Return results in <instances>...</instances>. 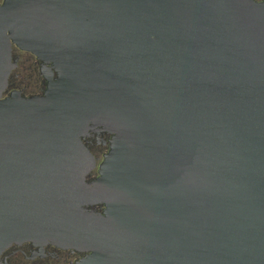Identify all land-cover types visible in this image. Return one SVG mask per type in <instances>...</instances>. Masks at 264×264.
Instances as JSON below:
<instances>
[{
    "label": "water",
    "instance_id": "95a60500",
    "mask_svg": "<svg viewBox=\"0 0 264 264\" xmlns=\"http://www.w3.org/2000/svg\"><path fill=\"white\" fill-rule=\"evenodd\" d=\"M13 44L51 64L44 94L4 97ZM27 241L264 264V0L0 4V255Z\"/></svg>",
    "mask_w": 264,
    "mask_h": 264
},
{
    "label": "flooded vegetation",
    "instance_id": "af4514ba",
    "mask_svg": "<svg viewBox=\"0 0 264 264\" xmlns=\"http://www.w3.org/2000/svg\"><path fill=\"white\" fill-rule=\"evenodd\" d=\"M4 1L0 0V4ZM12 55L17 66L9 77L4 97L10 96L13 91H19L25 97L44 94L47 83L43 71H47L51 64H44L35 54L22 50L15 44ZM110 138L106 133L91 131L90 135L83 139L97 160L96 168L88 176L89 181L99 175V165L110 149ZM96 209L102 210V207L97 206ZM85 255L84 252L64 249L53 244L41 246L27 241L11 245L1 253L0 261L4 264H76Z\"/></svg>",
    "mask_w": 264,
    "mask_h": 264
}]
</instances>
